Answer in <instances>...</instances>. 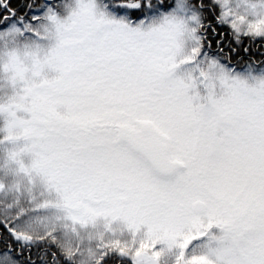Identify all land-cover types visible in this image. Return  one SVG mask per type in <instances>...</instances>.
Here are the masks:
<instances>
[{"label": "snow or ice", "instance_id": "snow-or-ice-1", "mask_svg": "<svg viewBox=\"0 0 264 264\" xmlns=\"http://www.w3.org/2000/svg\"><path fill=\"white\" fill-rule=\"evenodd\" d=\"M243 38L264 0H0V264H264Z\"/></svg>", "mask_w": 264, "mask_h": 264}, {"label": "trees", "instance_id": "trees-1", "mask_svg": "<svg viewBox=\"0 0 264 264\" xmlns=\"http://www.w3.org/2000/svg\"><path fill=\"white\" fill-rule=\"evenodd\" d=\"M217 31L224 34L225 42L231 40V30L228 28V26H217ZM208 39L212 41L213 49H215L216 38L212 36L211 31L208 33ZM233 46L236 47L234 43ZM238 47L239 53L234 57L233 63H235L237 60L249 61L252 58H255L256 60L264 59V55H262L264 54V44L260 42H252L250 38H243L242 44ZM244 47L249 48L248 53L243 51Z\"/></svg>", "mask_w": 264, "mask_h": 264}]
</instances>
